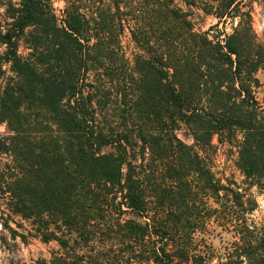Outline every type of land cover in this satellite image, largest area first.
Wrapping results in <instances>:
<instances>
[{"label":"trees","instance_id":"1","mask_svg":"<svg viewBox=\"0 0 264 264\" xmlns=\"http://www.w3.org/2000/svg\"><path fill=\"white\" fill-rule=\"evenodd\" d=\"M61 1L0 0L1 232L55 243L36 264H264V0Z\"/></svg>","mask_w":264,"mask_h":264},{"label":"rangeland","instance_id":"2","mask_svg":"<svg viewBox=\"0 0 264 264\" xmlns=\"http://www.w3.org/2000/svg\"><path fill=\"white\" fill-rule=\"evenodd\" d=\"M50 2L56 13H58L63 6L62 1L50 0ZM176 3L182 6L179 0H176ZM190 14V19L196 31H206L210 26L217 23L216 19L203 15L199 10L192 9ZM252 18L255 33L261 39L264 31V10L261 5L252 4ZM235 24L234 22L233 25ZM217 31L223 32L221 33L223 35L220 37V39H223L225 34L231 32L230 21H227L225 24L219 23L217 29L212 30V34H215ZM123 45L126 47V50L129 51L131 49L127 38L123 40ZM257 76L260 81V87L256 89L255 97L264 106V73L258 72ZM4 131V127L0 126V133ZM213 143L216 144L215 139H213ZM217 148L214 164L222 170L225 176L234 179L237 183H241L242 177L233 164L234 150L230 152L223 149L226 147L217 146ZM250 192L257 202V209L253 213L252 218L257 222L264 223V187L258 188L254 185L250 188ZM228 239V235L221 234L212 236L209 241L215 249H218ZM54 250H56V245L53 242L43 244L37 239L29 238L24 244L18 238L11 239L6 232L2 233L0 227V264H36V261L39 259H48L51 251Z\"/></svg>","mask_w":264,"mask_h":264}]
</instances>
